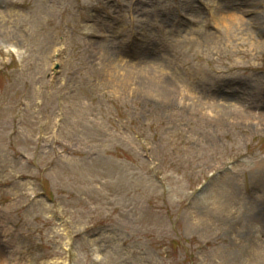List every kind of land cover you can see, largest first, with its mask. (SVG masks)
Segmentation results:
<instances>
[{"label": "rangeland", "instance_id": "1", "mask_svg": "<svg viewBox=\"0 0 264 264\" xmlns=\"http://www.w3.org/2000/svg\"><path fill=\"white\" fill-rule=\"evenodd\" d=\"M1 258L264 264V0H0Z\"/></svg>", "mask_w": 264, "mask_h": 264}, {"label": "bare ground", "instance_id": "2", "mask_svg": "<svg viewBox=\"0 0 264 264\" xmlns=\"http://www.w3.org/2000/svg\"><path fill=\"white\" fill-rule=\"evenodd\" d=\"M236 18H238V14H236V13H233V14H231L229 16V19H236ZM260 247L261 246L259 244H258V246H257V244H256V246H254V245L253 246L252 245L248 246V248L251 249L250 251H251L252 255H254V257H257L260 254ZM0 264H6V260L1 258L0 259Z\"/></svg>", "mask_w": 264, "mask_h": 264}]
</instances>
